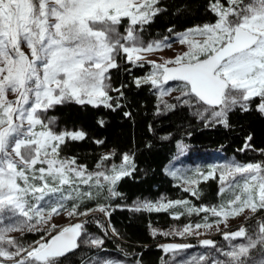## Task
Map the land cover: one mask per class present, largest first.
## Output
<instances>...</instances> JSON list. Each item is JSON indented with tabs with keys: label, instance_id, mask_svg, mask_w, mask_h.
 Wrapping results in <instances>:
<instances>
[{
	"label": "snow or ice",
	"instance_id": "6c2138e0",
	"mask_svg": "<svg viewBox=\"0 0 264 264\" xmlns=\"http://www.w3.org/2000/svg\"><path fill=\"white\" fill-rule=\"evenodd\" d=\"M158 4L159 0H0V264H61V258L85 243L95 248L104 244L100 238L81 239L86 236L83 222L65 226L55 235L47 231L48 239L42 235L27 246L9 234L44 231L52 217L61 212L69 217L87 216L93 211L110 215L105 205L78 209L85 200H94L104 191L108 198L121 196L117 185L136 171L134 154H122V163L110 168L104 162L115 153L103 155L96 165L98 170L89 171L75 157L61 155L68 143L83 141L87 134L82 130L57 132L56 120L47 113L68 103L112 111L120 108L126 85L113 87L111 77V71L120 67L118 59L137 67L144 66L142 61L152 66L148 75L134 82L138 88L150 85L155 89L166 111H176L180 106L193 108L206 126L229 127L230 114L237 109L252 110V102L258 98L256 110L264 115V0H210L208 11L214 22L177 34L178 42L187 50L159 63L146 61L143 54L171 48L169 37L145 42L140 36L144 26L160 13ZM176 91L175 103L164 99ZM99 123L104 125L103 120ZM216 173L214 167L199 175L207 181L215 179ZM171 175L176 177L177 173ZM182 179L187 185L184 190L198 196L193 186L201 180ZM219 183L220 195L227 189L233 196L226 205L197 208L188 201H143L132 210L166 212L183 206L184 212L174 213V219L211 213L220 218L215 221L218 227L246 209L252 213L264 209V162L225 164L219 170ZM70 200L75 203L69 209L66 205ZM204 219L205 223L196 224L195 229L213 227L207 216ZM56 227L51 225L53 231ZM175 234L199 235L192 225ZM223 236L225 240L247 242L221 251L226 260L211 264H264V223L259 224L255 239L243 226ZM200 243L215 248L210 239ZM258 246L261 259L256 262L251 250ZM160 247L165 253L177 254L191 245ZM201 262L208 264L205 256L196 264ZM102 264L120 261L105 259Z\"/></svg>",
	"mask_w": 264,
	"mask_h": 264
},
{
	"label": "trees",
	"instance_id": "16d2710c",
	"mask_svg": "<svg viewBox=\"0 0 264 264\" xmlns=\"http://www.w3.org/2000/svg\"><path fill=\"white\" fill-rule=\"evenodd\" d=\"M209 3L210 0H159L160 13L144 26L140 36L143 40L158 39L195 25L214 22V16L208 11ZM118 63L120 67L111 71V77L113 87L126 85L122 89L124 98L120 100V108L112 111L104 107L68 103L57 106L47 115L56 120V131L82 130L87 134L83 141L68 143L61 155L75 157L77 163L85 165L89 171L97 170L96 165L103 155L115 153L111 160L104 162L107 167L120 161L124 153L134 154L136 171L117 185L121 196L108 198L105 191L100 198L98 196L80 204V211L105 205L110 213L91 212L83 218V227L99 234L104 240L102 248L125 252L141 264H162L165 253L158 242L163 237L153 235L151 228H165L173 221L187 220H183V216L175 220L168 211H133L128 205L134 200H155L161 195L172 200L185 199L195 206L216 203L220 195L216 178L201 180L195 186L198 196H193L168 174L167 164L177 155L179 144L188 155L195 151L211 150L231 155L240 162H263L264 115L256 110V99L252 102V110L241 112L237 109L230 114L229 127L219 124L206 126L187 107L166 111L150 85L139 88L135 85L136 78L148 75L150 64L142 61L144 66L137 67L124 59H118ZM110 95L117 96L115 92H110ZM167 101L175 103L173 99ZM125 112L131 115L125 116ZM100 120L104 121L103 126ZM249 136L250 141L247 140ZM97 140L104 143L97 144L94 142ZM246 144L250 147L246 148ZM260 223H264V213L258 209L247 218L243 227L247 234H255L259 231ZM41 234V231L20 233L18 240L27 244ZM214 241H218V238ZM97 250L82 245L61 258V264H81ZM259 253L261 249L258 246L251 250V257Z\"/></svg>",
	"mask_w": 264,
	"mask_h": 264
},
{
	"label": "rangeland",
	"instance_id": "374dc122",
	"mask_svg": "<svg viewBox=\"0 0 264 264\" xmlns=\"http://www.w3.org/2000/svg\"><path fill=\"white\" fill-rule=\"evenodd\" d=\"M203 25V24H202ZM127 24L125 22L124 27H126ZM197 26V25H195ZM195 26L186 28L182 31H177V32H173V33H169L168 35H166L167 37H169L170 42L172 44L171 48H167L163 51H157V52H153V53H148V54H143L145 55V60H154L159 62H163V60L166 59H172L174 58L176 55L181 54L182 52L186 51L187 48L185 45H181L178 40H177V34L183 33L185 32V30L187 29H191ZM124 27H122V30L120 29L121 32L124 31ZM164 36V37H166ZM158 38V39H150V40H144L145 42H149V41H153V40H160L162 39ZM152 71V66L150 65V71L149 73ZM148 73V74H149ZM172 83V82H171ZM170 83V84H171ZM155 92L156 97L158 96V93L155 89H153ZM179 92H173L171 96H167L164 97L165 100L168 99H173V97L178 96ZM9 99H14V97L9 96ZM158 100V99H157ZM258 100V98H257ZM158 102L160 103V101L158 100ZM259 103V100H258ZM190 111L194 114L195 109L193 108H189ZM195 115V114H194ZM196 116V115H195ZM197 117V116H196ZM199 119V117H197ZM200 120V119H199ZM202 121V120H200ZM205 122V121H202ZM70 130V129H67ZM61 130H57V132H59ZM70 131H76V130H70ZM181 145V144H179ZM263 162H264V155H263ZM120 163H122V157L120 159V161H118L117 163H115L116 165H119ZM233 163H238L241 165L247 164V163H257V162H240L237 161L233 156L231 155H226L223 154L220 151H211V150H202V151H195L194 153L188 155L186 153V150L184 147H178V153L177 155L167 164L166 166V170L168 172V174L170 176H172L176 181L177 184H179L182 188H185L187 185H184L183 183V177H188L190 179H199L202 180V178L200 177L199 174L203 173V174H207L209 171H211L214 167L217 168V173H216V179L219 185V192H220V188L221 185L219 183V170L222 168L223 165L225 164H233ZM111 165L107 166L106 168H110ZM98 170V169H97ZM94 170V171H97ZM175 171L177 173V176L174 177L173 175H171V172ZM239 179V177H238ZM196 186V185H195ZM195 186H193L195 188ZM84 190H87L86 186H83ZM191 192V191H190ZM102 192L100 194V196H103ZM100 196L98 198H100ZM232 193L229 190H225L223 195H219V199L216 203L213 204H205L202 206H220L221 204H225L229 199H232ZM187 201L185 199H168L167 197H165L164 195H161L160 197L156 198L155 200H148V199H143V200H134L132 201L128 207L130 209H133L137 204L143 202V201H151V202H159V201ZM75 203V201H68L67 202V208H71L72 204ZM189 206H195L192 205L188 202ZM197 208L201 207V206H195ZM80 211V208L78 209ZM263 210L264 213V209ZM93 212H97L99 213V211H93ZM168 212L170 213V215L173 217L174 213H181L184 212V207L183 206H178L172 209H169ZM253 213L250 211V209H246L242 214L236 216V217H229L225 223H220L217 227V225L215 224V221H217L218 219H220L219 217H215L212 216L211 213H199L198 215L193 213L192 215H181L183 216V220H187L184 222H180V221H173L170 225H168L165 228H151V231L153 232V230L157 231V234L161 235L163 237L162 240H160L158 242V245H165V244H188L191 245V247L187 248V249H183L181 250L179 253L174 254V253H165V259L164 262L162 264H188V262H193V264H196L197 261H199V257L201 256H205L208 260V264H211V261L213 260H218V261H225L226 257H224L223 255H221V251H229L231 249V245L233 244H239V243H246L247 240L246 239H236V240H225L223 233L225 232H234L237 231L239 229V227L243 226V223L247 221V218L252 215ZM180 216V217H181ZM205 216L208 217L207 222L213 224V227L208 229V228H204L201 227L200 229H195V225L196 224H204L205 223ZM83 218H85V216H73V217H69L67 215V212H61L60 215H54L52 217V219L48 222L47 225L44 226V231H41L42 235L45 236V239H48V237L45 235V233L47 231H52V234L55 235L56 232H58L61 228L65 227V226H69L75 223H81ZM190 218V219H187ZM176 220V219H175ZM7 223V222H5ZM51 225H56V229L53 231L51 229ZM186 225H192L193 226V231L194 232H198L199 235L193 234V235H185V236H180L175 234L176 231L178 230H182ZM84 233L86 234V236H82L81 239H86V238H100L99 234L86 230L83 227ZM161 233H171L169 235H163ZM9 235H11L12 237H15L16 239H18V236L20 235V232H13L10 233ZM249 236H252L253 239H255V234H248ZM41 236L36 239L35 241H39ZM218 238V241H214V239ZM101 239V238H100ZM204 239H210L212 241H214L215 243V248L212 247H208V246H204L200 243L201 240ZM35 241H30L27 244H25L26 246L29 244H32ZM84 246H89L92 248H95L93 246H91L90 244L85 243ZM98 250L96 252H94L92 255H90L89 257H87L81 264H97V262H103V260L105 259H113V260H119L120 264H136V260L132 257H129V254L124 253H119L115 250H108L105 248H97ZM254 261L258 262L261 259V253L251 257ZM202 264V262H201Z\"/></svg>",
	"mask_w": 264,
	"mask_h": 264
},
{
	"label": "water",
	"instance_id": "95a60500",
	"mask_svg": "<svg viewBox=\"0 0 264 264\" xmlns=\"http://www.w3.org/2000/svg\"><path fill=\"white\" fill-rule=\"evenodd\" d=\"M171 83V82H170Z\"/></svg>",
	"mask_w": 264,
	"mask_h": 264
}]
</instances>
